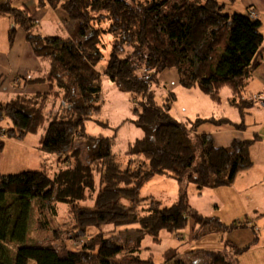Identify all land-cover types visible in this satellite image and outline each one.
Instances as JSON below:
<instances>
[{
    "label": "trees",
    "instance_id": "16d2710c",
    "mask_svg": "<svg viewBox=\"0 0 264 264\" xmlns=\"http://www.w3.org/2000/svg\"><path fill=\"white\" fill-rule=\"evenodd\" d=\"M48 2L64 24L73 23L69 38L36 34L37 21L28 9H15L11 0H0V18L12 22L9 46L21 32L43 67L32 76L15 78L13 89L18 93L0 104V127L8 120L11 127L5 136L17 141L42 132L39 149L56 157L51 176L44 170L0 173V264H155L139 255L144 235L155 242L161 231L178 237L188 221L202 227L215 224L222 232L247 227L246 221L223 225L199 214L189 204L186 186L202 191L233 185L237 175L252 166L249 148L262 138L216 148L210 136L192 134L194 127L188 130L172 116L167 96L157 104L152 83L161 73L174 70L182 88L199 89L213 102L228 88L231 107L243 117L245 110L257 105L239 98L264 63L261 22L250 14L229 13L217 0ZM101 23L108 24L106 30L98 28ZM101 33L113 39L102 74L96 69L103 57ZM129 48L131 53H125ZM140 70L146 73L143 79ZM102 76L130 97L132 118L125 123L143 133L129 146L127 154L133 158L124 168L113 152L115 136L86 132V122L99 124L94 118L100 112ZM28 86L41 89L31 95L24 89ZM76 143L83 146L76 149ZM4 149L0 141V152ZM156 176L183 187L178 200L166 206L150 198L147 207L139 209L141 188ZM61 205L66 207L64 222H58L56 212ZM34 208L41 234L47 231L49 218L57 219L61 231L49 234L53 242L30 241ZM132 225L138 226L134 245L118 246L114 239L121 234L116 230ZM69 242L74 250L68 249ZM248 247L225 242L221 250L195 252L201 256L200 264H240ZM162 258V264H186L177 249L167 250Z\"/></svg>",
    "mask_w": 264,
    "mask_h": 264
},
{
    "label": "rangeland",
    "instance_id": "374dc122",
    "mask_svg": "<svg viewBox=\"0 0 264 264\" xmlns=\"http://www.w3.org/2000/svg\"><path fill=\"white\" fill-rule=\"evenodd\" d=\"M34 2L38 4L39 10L42 9L45 12H48L46 15H48V17L50 16V18H47L46 21L42 22L41 21L42 17L38 15L37 10L34 11L32 16L31 13L32 11L30 10L31 8L27 6L15 7V9L26 8L30 11L31 17L37 21L36 34H39L42 37L58 36L62 38H69L71 36V34L73 33V23L67 25L64 24L61 19V16L58 13V10L53 9L50 3L48 2V0H34ZM12 3L13 0H11V5ZM54 14H56L58 18H56ZM250 15L254 19L257 18V15L254 11H251ZM7 20L8 18L6 20L4 19L2 22H7ZM52 21H55V24L51 23ZM107 25H108L107 23H101L100 26L99 25L97 26L98 28H102V30L104 29L106 30ZM95 28H96V24H95ZM263 30H264V23L262 24L260 30L262 35H264ZM33 33L35 34V30ZM100 40L102 43L100 50L103 54V57L100 60V63L96 69L97 71H99V73L102 74L109 60L113 39L109 33H101ZM5 45L7 46V38L6 36L4 37L2 36V31H1L0 49H2L3 47L6 48ZM131 51L132 49L129 48L125 50V53L129 52L128 54H130ZM137 73L139 77H141L142 79L146 77V73L143 70H140ZM167 73L168 74L171 73V74L167 75ZM103 77L104 76H102V78ZM157 79H159L157 83H152V89L156 96L155 99L157 104L161 105L163 103L161 102V100L163 99L165 100V98L167 97L171 99L172 102L174 100L177 109H179V111L183 115V119H184L183 121H185L183 124H185V127L187 129L188 128L190 129L191 127L196 128L199 124V123L197 124V121L203 122L201 124L209 123L211 124V126L221 127L216 129H222L224 128L223 126H227L233 122L238 125H240L241 123L247 125L251 122H254L255 118L259 119V117H257L254 113L251 112V110L254 107L245 110V114L243 115V117L242 118L239 117L236 109L234 110V108L231 107L230 101L232 99V94L228 88L222 89L220 91L219 101L213 102L204 95L202 98H200L198 95L200 94L199 91H196L198 92V94H196L194 91H192L194 89H185L179 86L177 84L178 76L176 71L174 70L165 71L161 73ZM175 79H177V81H175ZM106 80L107 79L105 78L102 79V86H101L102 89L98 104L100 112L94 118V120L97 121L99 124L91 121L86 122V132L90 136H95V137L102 136V137L110 138L112 136H115L116 139H115L113 152L116 156L117 162L120 164L122 168H124L128 164H130L133 158L127 154V150L129 146L133 144L136 140L142 139L143 133L141 130L136 128L131 123L128 122L125 123L126 121H129L132 118V114H131L132 102L130 97L127 94L119 91L114 83H111L110 81H106ZM4 84L5 81L1 83L0 87H2ZM16 84L18 85V83ZM13 85L15 84L12 82L11 84L12 91L16 92L17 89L16 90L13 89ZM32 88L34 87L32 86H28L26 88L24 87V89H28L30 91L29 94L31 95L35 94V91L34 92L31 91ZM249 91L250 89H248V91L247 90L244 91V93H242V95L240 96L239 100H246L244 98L250 97L251 95L249 94L252 92ZM15 94L10 92H5L4 90H0V104L8 103L14 97ZM250 100H254L256 102L258 101V98H252ZM209 104H211L210 105L211 108L209 107ZM180 105L183 107L182 110L180 108ZM56 107L58 109V106ZM211 110L212 113H210ZM191 112L198 114L196 116L198 117L197 121L193 120L194 118L188 120L187 117H189L188 115ZM223 113H226L225 114L226 116H223ZM54 114L56 113L54 112ZM172 114H174L173 111ZM206 115L209 118H204ZM221 117H228L229 119L221 120L220 119ZM47 125L48 122L44 124V127H46ZM10 127L11 124L8 120H4L1 123L0 141H3L4 147L6 148L2 151L3 153L0 152L2 153L0 154V173L7 175V174H17L26 171L44 170L45 173L51 176L53 173L52 171L55 170L52 169V167L55 166L56 157L55 155L44 153L39 149V138L42 132L36 135H28L22 141H17L15 139H10L5 136L6 129ZM116 128L118 129L117 131H115ZM194 128L192 129V131H194ZM191 133L193 134L194 132ZM85 145L86 144H84V146ZM75 146L76 147L74 148L77 149L78 147L83 145L76 143ZM80 149L83 150L84 147ZM5 156L7 158L6 162H5ZM249 156L252 162V166L249 169H253V170L261 169L264 158L263 156H261L260 152L256 151V149L249 148ZM182 188L183 187L181 185H179L176 181L172 179L156 176L141 188L140 197H139L141 205L138 208L145 209L147 207V203L150 200V198L162 201L164 205L170 206L178 200V196ZM203 190H209V189H203ZM186 194L188 196L189 204L193 209H195L193 205L195 204L198 195V190L196 189L195 185L188 184L186 186ZM125 202L129 204V201H125ZM63 209H66L64 205L58 206V208H56V212L59 214L60 217L59 218L60 220L58 219L59 220L58 222L65 221V220H61L63 219V217H61L63 215V211H64ZM138 212L139 214L141 213L140 210ZM29 219H30L29 238L31 242L37 243V245L53 242L49 234L53 233L52 230L56 232L61 231V229L58 227L57 219L55 218L53 220L52 218H49L48 220L50 225L48 224L47 231H44V233L42 232L41 234V231L37 229L39 228L37 225L38 214L35 208L34 210H32ZM218 221L220 224L223 225L228 224L221 219H219ZM236 221L238 220H235V222ZM243 221L245 222L246 220ZM137 228H138L137 225H132L126 228L117 229L116 234L119 235L121 234V236L115 238L114 242L118 246H123L125 248L130 249L134 245V242L138 237L137 231H135V229ZM251 234L253 236H251ZM257 236L259 240L260 236L258 235V232L257 231L254 232L253 228L246 226L243 228H236L231 231L222 232L220 227L215 224L210 225L209 227H202L199 225H194L192 222L188 221L185 228L181 231V234L178 237L169 234L166 231H161L158 234L159 241L155 242L151 236L144 235L141 240L139 255L143 259L150 258L155 264H162L163 262L162 254L169 249H177L180 254V258H183L186 264H200L201 256L200 254L195 252L199 249L221 250L222 247L224 246V243L228 242L230 245L236 246L237 248H243L245 245L249 246L248 250L244 252L246 253L251 248V245L256 244L257 241L255 240ZM242 238L244 239L251 238V239L250 241H246L245 244L242 245L239 244L241 243ZM54 242H56V240ZM67 247L68 249L74 250L73 248H71L72 246L70 242L68 243ZM188 252L189 253L193 252V254H189ZM246 257L247 256L244 257L245 264L246 261L248 264H253V262L250 259H246ZM17 260L18 263L21 262V254H19Z\"/></svg>",
    "mask_w": 264,
    "mask_h": 264
},
{
    "label": "crops",
    "instance_id": "0c3cea01",
    "mask_svg": "<svg viewBox=\"0 0 264 264\" xmlns=\"http://www.w3.org/2000/svg\"><path fill=\"white\" fill-rule=\"evenodd\" d=\"M217 2L220 5H223L225 11L229 13L236 12L237 14H250L251 11H254L261 24L264 23V0H217ZM12 6L14 8L27 6L31 8V13H34V11L37 10L38 15L42 17V22L46 21L47 18H50V16L48 17V15H46L48 12H45L42 9L39 10L38 4L34 2V0H13ZM54 15L58 18L56 14ZM4 19L6 20L7 18L0 19V33L2 31V36H6L7 46L5 45L6 48L3 47L0 49V85L3 81H5V84L0 90L14 93L11 84L17 76H24L26 74L32 76L35 72L41 71V68L43 67H41L40 61L36 59L32 48L25 42V37L22 33L18 35V39L13 47L9 46L8 32L11 29L12 22H10L9 19L7 22H2ZM51 23L55 24V21H52ZM170 74L171 73H167V75ZM175 81H177V79H175ZM177 84L179 85L178 82ZM40 89L41 88L37 86L32 88L31 91L34 92ZM248 89H250L249 92H252L249 94L251 96L243 98L246 100L258 98V101H256L257 105L251 110V112L259 117L260 120L255 118L254 122L244 125V129L238 128L242 123L238 125L233 122L227 126H223L224 128L222 129H216L221 127H214L209 123L201 124L203 123L201 122L192 132L199 135L206 134L210 136L216 148H228L234 141L242 142L251 140L254 136H260L262 139L255 143L251 149H256V151L260 152L261 156L264 158V106L260 105V102L264 101V63L256 69L250 85H248L244 91H248ZM192 91L196 94H198L196 91H199L200 94L198 95L200 98H202L203 95L206 96L199 89L196 90V88H194ZM28 93H30V91H28ZM206 97L209 99L208 96ZM210 105L211 104H209V107L211 108ZM171 106V114L172 111L174 113L172 116L178 122L184 123L183 115L179 109H177L174 100L171 103ZM180 108L181 110L183 109L181 105ZM236 111L238 112L237 109ZM210 113H212V110ZM225 114L226 113H223V116H226ZM197 115V113L191 112L187 118L188 120L194 118L193 120L197 121ZM238 116L242 118L239 112ZM204 118L209 117L206 115ZM220 119L228 120L229 118L221 117ZM6 159L5 156V162ZM262 163L263 165L261 166V169H248L240 172L231 186L213 190H198L197 199L193 205L195 210L205 217L224 220V222L228 223L225 225H230L235 222V220H238L236 222H243V220H246L248 223L247 227L253 228L254 232H258L260 239L258 240L257 236L255 240L257 241L256 244L251 245L249 251L239 257L240 264H245V256H247L246 259H250L253 264H264V159ZM251 236L253 235L251 234ZM250 239L251 238H242L241 243L239 244L243 245L246 241H250ZM246 264H248L247 261Z\"/></svg>",
    "mask_w": 264,
    "mask_h": 264
}]
</instances>
